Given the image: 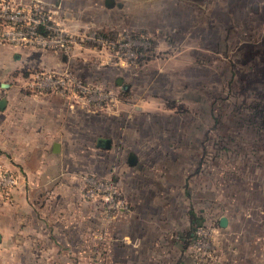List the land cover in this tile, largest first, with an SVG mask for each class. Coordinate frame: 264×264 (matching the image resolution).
<instances>
[{"label": "rangeland", "instance_id": "1", "mask_svg": "<svg viewBox=\"0 0 264 264\" xmlns=\"http://www.w3.org/2000/svg\"><path fill=\"white\" fill-rule=\"evenodd\" d=\"M11 1L26 14L42 5L51 29L71 34L67 50L42 49L69 55V75L83 86L76 95L50 90L82 103L81 115L65 116L63 152L75 165L62 171L75 177L67 189L80 215L63 217L62 243L39 232L25 256L36 264H264V0ZM0 43L31 47L6 36ZM29 68L2 77L27 92ZM97 135L110 146L96 147Z\"/></svg>", "mask_w": 264, "mask_h": 264}, {"label": "crops", "instance_id": "2", "mask_svg": "<svg viewBox=\"0 0 264 264\" xmlns=\"http://www.w3.org/2000/svg\"><path fill=\"white\" fill-rule=\"evenodd\" d=\"M10 46L0 43V97L5 99L0 108V162L14 172L16 183L8 196L0 193V264H31L30 261L36 264L37 260L26 257L22 249L35 244L34 236H39V232L46 240L50 236L53 242L62 243V230L67 227L63 217H75L81 212L75 189H67V179L73 181L75 177L66 179L62 171L66 164L75 165L63 152V135L70 131L65 116H76V109L77 115H81L82 103L50 92L41 95L22 92L19 83L3 78L2 73H10L17 80L23 63L30 67L27 71L36 67L61 71L69 66L65 52ZM70 123L79 128L73 131H81V123L77 126L76 120ZM53 142L58 143L57 151L52 150ZM95 146L106 149L110 144ZM130 153L126 155V163L132 166L137 160L134 157L132 163L128 162ZM72 222L75 223V218ZM225 224L220 225L218 220L220 227ZM249 264L261 262L257 257H249Z\"/></svg>", "mask_w": 264, "mask_h": 264}, {"label": "built area", "instance_id": "3", "mask_svg": "<svg viewBox=\"0 0 264 264\" xmlns=\"http://www.w3.org/2000/svg\"><path fill=\"white\" fill-rule=\"evenodd\" d=\"M13 2L11 0H0V22L5 21L7 18L11 21V27L0 33V37H9V40L15 44L39 46L41 48L58 46L63 50H67L69 43L73 42L71 34L63 28L53 26L54 28L51 29L50 17L45 13L42 5L38 7L34 3L32 6H28L26 14L23 5ZM52 24L54 23L52 22ZM69 74L66 69L60 73L36 69L32 72L26 85L27 88L34 89L36 93H41L47 89H54L61 95L74 94L76 91L81 92L82 83L78 79L71 78ZM15 183V174L0 162V193L8 196Z\"/></svg>", "mask_w": 264, "mask_h": 264}, {"label": "water", "instance_id": "4", "mask_svg": "<svg viewBox=\"0 0 264 264\" xmlns=\"http://www.w3.org/2000/svg\"><path fill=\"white\" fill-rule=\"evenodd\" d=\"M117 82H120V78H116ZM3 85H6V83H2ZM127 87L126 83H121V89H125ZM5 103V99L4 97H0V108H2L4 106ZM95 144L97 146L100 147H108L110 144V139L108 137H104V136H97L96 140H95ZM58 143L57 142H53L52 144V150L53 151H57L58 149ZM134 161V155L132 153H130L128 155V162L132 163ZM219 224L220 225H224L225 224V217L221 216L219 217Z\"/></svg>", "mask_w": 264, "mask_h": 264}, {"label": "flooded vegetation", "instance_id": "5", "mask_svg": "<svg viewBox=\"0 0 264 264\" xmlns=\"http://www.w3.org/2000/svg\"><path fill=\"white\" fill-rule=\"evenodd\" d=\"M31 47H37V48H41V47H39V46H31ZM69 56V55H68ZM37 68V67H36ZM36 68H33L32 70H28V72L26 73V76L28 77V79L30 78V76H31V74H32V72L33 71H35L36 70ZM67 70V69H70L68 66H66L65 68H63V70ZM62 70V71H63ZM53 71V70H52ZM61 71V72H62ZM54 72H56V71H54ZM79 81H80V79H78ZM115 81H117V80H115ZM81 82V81H80ZM76 91V90H75ZM27 92L28 93H31V94H35L36 92H35V90L34 89H32V88H27ZM50 92V90H43L41 93H39V94H44V93H49ZM77 92H79V91H76L73 95H76V93ZM66 96V95H65Z\"/></svg>", "mask_w": 264, "mask_h": 264}, {"label": "trees", "instance_id": "6", "mask_svg": "<svg viewBox=\"0 0 264 264\" xmlns=\"http://www.w3.org/2000/svg\"><path fill=\"white\" fill-rule=\"evenodd\" d=\"M13 172V171H12ZM14 173V172H13Z\"/></svg>", "mask_w": 264, "mask_h": 264}]
</instances>
